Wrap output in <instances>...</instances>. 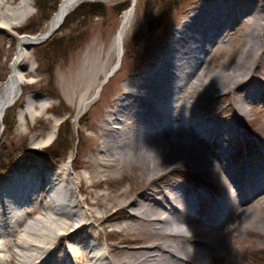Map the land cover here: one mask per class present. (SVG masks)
<instances>
[{
  "label": "bare ground",
  "instance_id": "1",
  "mask_svg": "<svg viewBox=\"0 0 264 264\" xmlns=\"http://www.w3.org/2000/svg\"><path fill=\"white\" fill-rule=\"evenodd\" d=\"M15 1L2 0L0 5ZM87 1L112 3L119 0H62L44 29L37 34L15 33V28L21 26V22L23 23V20L31 14L30 5L33 0H21L11 8L14 13H18L22 21L17 23L0 21V28L11 32L18 39L17 51L11 62V72L7 80L0 85V119L4 117L3 113L10 107V103L14 101L15 104L21 97L23 84L31 81L27 74L35 73L36 69L32 63L34 41L44 38L49 31L64 21L71 11ZM129 1L130 5L123 12L112 41L101 44L94 56L87 61L88 68L87 71L84 68L86 73L82 86V90L86 91L79 94L80 99L85 101L82 102L83 109L79 111H87L96 102L108 79L122 65L138 0ZM256 1H241L240 12L236 11L231 4L225 3L227 4L225 5L223 2L203 4L194 8L193 13L183 21L177 32L171 36L146 68L136 78L126 81L122 95L114 100L116 101L114 109L109 110L99 124L93 143L97 146L96 149L102 150L108 161H99V158L94 156L90 162L99 163L98 166H104L106 170H130L128 179L146 178L150 186L148 190H143L131 201L133 212H125L127 201L119 205L114 213H105L103 216H98L90 208L80 213L74 211V208L80 207V201L76 199L75 178L70 175L71 172H68L65 177L52 174L53 165L42 162L41 169L40 165H31L30 167L22 166L23 168L17 171L11 169L7 171V175L3 176L0 182V253L7 252L9 256L0 255V264L14 261H17V264H66L68 261L71 262L72 254L75 258H80L82 263V259L95 257L99 259L102 256L99 249L90 255L96 246L95 243L90 244V232H87L88 235H82V232L86 227L90 231L95 229L96 222L100 220L130 221L126 227L137 229H140L143 224L149 227L157 225L158 227L152 231L148 228L145 231L141 229L143 236L166 238L163 242H155L149 246L125 243L127 252H131L127 253V257L129 255L131 258L114 261L111 262L112 264H164L165 262L168 264H212L207 262L206 252L214 250L213 243L203 237L192 240L200 232L196 228L197 223L202 219L211 227L203 232L206 238L223 223L221 219L226 222L242 221L243 218L249 217L246 213L247 208L264 210V147L259 145V142H255V139L253 141L254 136L245 138L247 149L251 150L253 143L256 147L259 146L256 151L260 161H254V156L248 152L247 159L242 160L245 161L242 170L235 171L229 165L235 159L229 153L227 142L238 143L237 138L242 135L240 127L222 124L216 119V114L211 116L209 113L202 114L201 119L198 117L194 124L189 122L198 110L205 109L206 106L199 103L201 99L207 96L213 97L215 94L219 96L229 86L246 81L248 69L250 71L253 69V64L249 67L246 65L247 60L252 55H258L255 39H261L264 30V3L260 4ZM238 12V17L247 28L243 33L248 38L247 46L241 50L236 48L232 51L231 49L228 60H234L235 54L240 51L238 59L236 58L237 63L235 66L224 63L221 71L225 79L216 81L215 75L210 73L209 59L213 56L215 47L226 44L225 38L232 34V23L226 22V17ZM231 36L233 37V34ZM262 40L264 42L263 37ZM258 91L259 89L256 88L248 89L241 96V101L246 105L251 104L260 97ZM76 93L78 94L77 91ZM36 106L43 108L42 103H34V100L29 99L27 107H24L20 114L33 113ZM245 107L249 109L248 106ZM162 117H168L165 128L163 122H160ZM240 117H237V122L242 119ZM57 126L56 124L50 128L48 138L46 137L47 143L55 139ZM135 134H146L143 147L147 152L137 147L130 148L126 154L123 146H128V140L129 143L134 141ZM184 136H191L195 140L193 142L203 145L202 147L205 146V149L197 155L199 161H191L193 151L197 148L195 144L187 147L189 145H185ZM214 147L216 151L213 150ZM216 147H220V150ZM218 165L224 169L225 180H227L224 194L220 197H215L212 191L205 192L204 188L195 189L192 182L188 184L169 179L164 186L155 187L158 180L168 178L173 171H180L187 176L186 172H182V167L189 169L184 171L201 167L199 170L202 173L212 176L217 172ZM75 167L80 166L75 165ZM257 169L262 171L257 172ZM60 170L62 173L66 172L65 166L60 167ZM98 171L104 172V175L109 178L107 181H115L105 170L98 168ZM137 171H140L138 175ZM76 179L83 183L78 190L80 188L84 192L88 187H98L102 183L94 184L93 182L87 186L88 178L85 176H76ZM120 188L113 195L99 194L94 201H90L87 196L84 200L89 205L102 206L103 199H110L112 204L104 209L107 211L130 192L128 185ZM46 194L50 198L41 203ZM213 198L215 200H211ZM214 201L216 203H213ZM206 202H209L211 206L218 204V207H213V219L211 215H203L204 207H210L206 205ZM22 207L26 209L25 215L20 211ZM162 210H164L163 213H167L164 217L158 216ZM35 213H38V216L30 220L29 216ZM119 213L123 214L116 216ZM53 214L64 216L68 221L63 217H55ZM88 216L89 222L82 224V220ZM254 222L246 229L260 234L261 231L256 230L260 229L256 220ZM179 225L182 226L181 229H178ZM239 229L240 227L236 226L234 230L239 231ZM240 232L242 233L241 229ZM79 234L80 239L76 242L88 246L77 244L78 246L73 245L67 252H62L64 245L61 243L62 239L75 241V237ZM180 242L184 249L182 254H180L181 245H178ZM84 247H88V253L83 252ZM195 247L203 250L200 251ZM118 249L111 246L108 248V253L111 254ZM59 250L62 253L57 254L58 256L51 261Z\"/></svg>",
  "mask_w": 264,
  "mask_h": 264
},
{
  "label": "rangeland",
  "instance_id": "2",
  "mask_svg": "<svg viewBox=\"0 0 264 264\" xmlns=\"http://www.w3.org/2000/svg\"><path fill=\"white\" fill-rule=\"evenodd\" d=\"M19 1L21 0L0 5V21L17 23L23 20L18 13L16 14L11 10ZM61 1L33 0V3L30 5L31 14L23 20V23L21 22V26L15 28V33L21 34L19 31H25L22 34H33L30 31H42L45 24L57 11ZM241 1L247 0H138L131 30L125 45L122 65L108 79L96 102L87 111H79L83 109L82 102L85 101L80 99L79 94L86 91L82 90V86L84 85L83 78L88 68L87 61L94 56L101 44L112 41L119 26L121 16L129 7L130 1L119 0L112 3L87 1L78 5L66 16L59 30L50 39L32 48V63L36 69L35 73L30 72L27 74V77L31 81L23 84L21 97L13 106L6 110L4 117L0 119V182L3 176L7 175L8 169L17 171L19 168L30 167L31 165L37 166L43 162L46 165L54 166L52 174L65 177L68 172H71L70 175L75 178V187H77L76 199L80 201V207L74 208V211L80 213L90 208L98 216H103L105 213H114L119 205L127 201L128 205L125 208V212H133L134 209L131 207V201L143 190H148L150 186L146 178L143 180L140 178H134V180L128 179V174L129 172L131 173L130 170H106L104 166H98L99 163L90 162L94 156L99 158V161H108L102 150L100 148L96 149L97 146L93 143L95 140L94 136H96L97 130H99V124L106 117L105 114L109 110L114 109L116 102L114 100L122 95L123 86L126 81L134 79V77L136 78L146 68L154 56L163 49L171 36L177 32L183 21L193 13L194 8L203 4L209 5L214 2H223V4H231L236 11L240 12ZM257 1L260 4L264 3V0ZM93 3L103 5L101 13H94L93 10H89V6L86 9H79L83 4L90 5ZM239 12L238 14L233 13L226 17V22L230 21L232 23L231 27L233 29L231 33L233 37L231 36L232 34L228 35L225 38V40L227 39L226 44L217 45L213 56L209 59L210 73L215 75L216 81L225 79L224 73L221 71L224 63L233 66L237 63L236 60L239 57L240 51L235 54L237 59L228 60L231 49L232 51L236 48L241 50L247 46L248 38L243 34L247 28L240 17H238ZM262 37L264 39V30ZM229 38L231 39L229 40ZM261 39H255L258 46V55H252L247 60L248 63L246 65L249 67L253 64V69L251 71L248 69L246 81L229 86L219 96L215 94L213 97L207 96L201 99L199 103L200 105H205V109L203 111L202 109L198 110L189 122L190 124H194L198 117L201 119L200 116L202 114L209 113L211 116L216 114V119L222 124L240 127L242 135L240 138H237L238 143L235 141H232L231 144L227 142L229 153L235 159L229 165L235 171L242 170L245 164V161L242 160L247 159L248 152H251V155L254 156V161H260L256 151L259 149V146L256 147L255 143H253L250 148L251 150L247 149L245 138L248 136L252 138L254 136L253 141L255 139V142H259V145H263L264 147V42ZM17 43L18 39L14 34L0 28V85L7 80L11 72V62L17 51ZM251 88L259 89L258 93L260 97L252 101L251 104L246 105L241 101V96ZM29 99L34 100V103H42L43 108L36 106L33 109V113L21 115V110L27 107ZM245 106H248L249 109L247 110ZM238 116H241L240 118L242 119H239L237 122ZM161 121L164 125L162 126L165 128L168 117H162ZM56 124L58 125L57 135L53 141L47 143V134L50 128ZM145 135L135 134L133 137L134 141H131V144L128 140V146H123L125 147L126 154L130 148L136 149L137 147L147 152L146 148L143 147ZM183 140L185 145H189H186L187 147L195 144L197 149L193 151L191 161H199L197 155L205 149V146L202 147L203 145L200 146L197 142H193L195 140L191 136H184ZM187 147L186 150L188 149ZM216 148L220 150V147ZM213 150L216 151L215 147ZM75 165L80 167L76 168ZM62 166L66 168V172L64 173L60 172V167ZM216 167L218 168L217 172L212 176L202 173L199 170L201 167L198 169L194 168L191 171H184L187 168L182 167V172H186L187 176L180 173V171H173L172 175H169L168 178L158 180V183H155V187L164 186L169 182V179L188 184L192 182L195 185V189L204 188L205 192L209 193L212 191L215 197H220L221 194H224L227 180H225L224 169L220 168L219 165ZM39 168L41 169V165ZM98 168L105 170L106 173H110L111 178L115 181H107L109 178L104 175V172L100 173ZM256 171L262 170L257 169ZM139 173L140 171L136 172L137 175ZM81 175L88 178L86 179L87 186L93 182L94 184L102 183L98 187H88L86 192L80 188L78 190V187L83 183L76 179V176ZM127 185L130 190L128 195L122 197L116 202L117 205H112L107 211L104 209L112 204L110 199H103L102 206L89 205L84 200L87 196L90 201H94L95 197L99 194L105 195L106 193H110V195H113L120 187ZM48 198L50 197L46 194L41 203ZM213 203L216 202L214 201ZM206 205H210V203L206 202ZM217 205H210L207 208L205 206L203 210L204 214H202L211 215V219H213V207L216 208L218 207ZM20 211L23 215L26 214L24 207ZM163 211H160L158 216H166L167 213H163ZM246 213L249 217L247 219L243 218L242 221L230 220L226 222L221 219L223 223L219 225V228L206 236V238L203 236V232L209 230L211 227L206 225L202 219L199 220L196 228L200 232L202 231V233L199 232L192 240L203 237L215 246L214 250L206 252L207 262L212 264H264V210L250 207L247 208ZM121 214L123 213L116 214V216ZM36 216H38V213L31 214L29 219L32 220ZM53 216L63 217L68 221L64 216L57 214H53ZM88 219L89 216L83 219L82 224L86 223ZM255 220L260 228L256 230L261 231L262 234L252 233L249 231L250 229H246L247 226L255 223ZM128 223L130 221L104 222V220H100L96 222L95 229L90 231L86 227L82 235H88L90 232V244H96L94 249L91 252L89 251L90 255L96 253L99 249L102 256L99 259L98 257L82 259V263L80 258H75L72 254L71 262L68 261L66 264H112L111 262L114 261L131 258L129 255L127 257V253L131 252H127L125 243H128V245L149 246L152 243L166 240L165 237L143 236L142 231H145L146 228L152 231L155 227H158L157 225L149 227V225L143 224L140 229H137L136 227L127 228ZM236 226L240 227L242 233L240 229L239 231L234 230ZM181 228L182 226L179 225L178 229ZM141 229L143 230L141 231ZM75 238V241L62 239L61 243L64 244L62 252H67L73 245L88 246L87 244H78L76 242L80 239V234ZM133 240H136V242L132 243ZM87 241L89 242V240ZM178 245H181L180 254H182L184 252V249H182L183 244L180 242ZM111 246L119 248L118 250H123L120 252L116 250L109 254L108 248ZM197 249L203 250L202 248ZM87 250L88 247H84L83 252L88 253ZM62 252L60 250L57 251L51 261ZM0 255L4 257L9 256L7 252H1ZM2 264H17V261ZM164 264H168V262Z\"/></svg>",
  "mask_w": 264,
  "mask_h": 264
},
{
  "label": "water",
  "instance_id": "3",
  "mask_svg": "<svg viewBox=\"0 0 264 264\" xmlns=\"http://www.w3.org/2000/svg\"><path fill=\"white\" fill-rule=\"evenodd\" d=\"M64 21H62L60 24H58L57 27H55L54 29H52L51 31H49L47 33V35L42 38V39H39V40H35L34 43L35 45H41L42 43L46 42L48 39H50L58 30L59 28L61 27V25L63 24ZM14 104V101L10 103V107ZM3 115H5V113H3ZM1 115V117L3 116Z\"/></svg>",
  "mask_w": 264,
  "mask_h": 264
},
{
  "label": "trees",
  "instance_id": "4",
  "mask_svg": "<svg viewBox=\"0 0 264 264\" xmlns=\"http://www.w3.org/2000/svg\"><path fill=\"white\" fill-rule=\"evenodd\" d=\"M88 6L90 7L89 10H93L94 13H101L102 12L101 9H102L103 5L102 4H99V3H93V4H90V5L83 4L82 6H80L79 9L80 10H82V8L86 9V8H88ZM19 32L20 33H23L25 31H19ZM30 32L33 33V34H36V33L39 32V30H37V31H30ZM6 123H7V120H6Z\"/></svg>",
  "mask_w": 264,
  "mask_h": 264
}]
</instances>
